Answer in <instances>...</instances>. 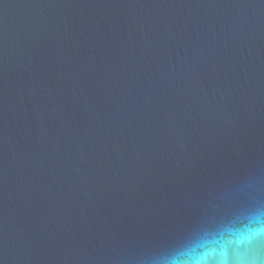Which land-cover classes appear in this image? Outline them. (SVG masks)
I'll return each instance as SVG.
<instances>
[{"label": "water", "instance_id": "obj_1", "mask_svg": "<svg viewBox=\"0 0 264 264\" xmlns=\"http://www.w3.org/2000/svg\"><path fill=\"white\" fill-rule=\"evenodd\" d=\"M264 258V0H0V264Z\"/></svg>", "mask_w": 264, "mask_h": 264}, {"label": "clouds", "instance_id": "obj_2", "mask_svg": "<svg viewBox=\"0 0 264 264\" xmlns=\"http://www.w3.org/2000/svg\"><path fill=\"white\" fill-rule=\"evenodd\" d=\"M249 264H264V258H261L259 253L256 252L249 258Z\"/></svg>", "mask_w": 264, "mask_h": 264}]
</instances>
